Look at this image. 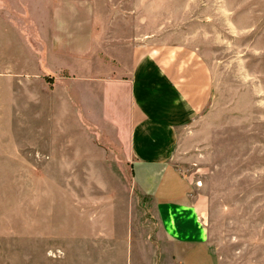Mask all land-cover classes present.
Returning <instances> with one entry per match:
<instances>
[{
  "label": "rangeland",
  "instance_id": "374dc122",
  "mask_svg": "<svg viewBox=\"0 0 264 264\" xmlns=\"http://www.w3.org/2000/svg\"><path fill=\"white\" fill-rule=\"evenodd\" d=\"M112 2L150 30L196 35L214 91L174 162L197 187L220 264H264V0H209V15L205 0ZM45 124L38 159L25 123H0V264L167 262L153 202L106 124L65 123L58 144Z\"/></svg>",
  "mask_w": 264,
  "mask_h": 264
},
{
  "label": "crops",
  "instance_id": "0c3cea01",
  "mask_svg": "<svg viewBox=\"0 0 264 264\" xmlns=\"http://www.w3.org/2000/svg\"><path fill=\"white\" fill-rule=\"evenodd\" d=\"M78 1H91L84 17ZM109 1L119 0H0V123H25L27 152L38 159L45 123L55 124L56 144L65 123H105L153 202L170 247L160 264H220L197 187L174 162L210 105V62L195 34L150 30Z\"/></svg>",
  "mask_w": 264,
  "mask_h": 264
}]
</instances>
